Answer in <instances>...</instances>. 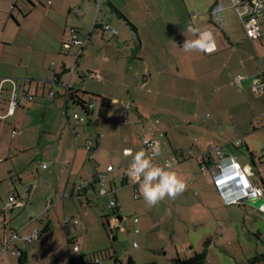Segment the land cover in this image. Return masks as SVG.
<instances>
[{
    "label": "crops",
    "instance_id": "obj_1",
    "mask_svg": "<svg viewBox=\"0 0 264 264\" xmlns=\"http://www.w3.org/2000/svg\"><path fill=\"white\" fill-rule=\"evenodd\" d=\"M194 1L200 2L202 12L194 11L189 5V0H52L51 3L49 0H30L29 3L25 0H0V182L4 180L1 179L3 172L6 176L9 175L11 180L8 182V202L11 194L16 196L13 206L5 208L8 202L3 201L0 194V264H17L13 260L5 261V256L9 254L18 258L20 264L26 263L27 246L36 240L40 244L39 250L44 248L45 235L41 237L42 231L38 223L44 226V234L50 231V215L47 216V221L43 220V217L57 207L59 200L66 205V190L74 173L76 177L73 178L70 196L78 198L82 207H85V201L90 203L98 199L100 202L99 198L107 200V207L111 200L123 206L116 195L115 167L108 170L112 163H107L106 166L103 158L110 153L118 156L120 152L117 127L121 129L120 135L123 134L126 142L131 145L125 146L126 148L135 153L141 147L138 145L141 138L137 139L134 114L131 111L136 110L141 117L147 119L151 118L152 114L146 115V112H150L152 108L139 97L154 95L173 98L176 94L191 90L196 92L197 89L190 86L183 90L180 79L185 78L192 80L196 87L199 82L207 84L208 80H215L214 85L219 92L231 86L232 77L233 83L240 87L238 92L245 96L252 93L253 98L264 110V95H257L252 90L253 78L257 75L264 76V63L260 61L257 53L258 49L264 48V37L248 39L240 20L230 6V0H222L226 4L227 13L233 11V16L228 17L225 30L214 23L210 14L217 0ZM196 12L198 15L193 16ZM95 23L98 25L95 26ZM260 23L264 33L263 17H260ZM101 24L111 25L117 30V34L112 36L103 31ZM189 24L213 32L217 45L214 53H185L181 49L186 35L189 39L195 38L187 32ZM73 35L86 41L84 46L74 45L71 49H63V43L69 41ZM78 52L80 55L76 57ZM262 59L264 60V56ZM73 60L74 63L79 61L78 68L74 70L73 65L70 66ZM199 68L205 69L201 75ZM76 72L79 76L81 73L95 74L92 82H87L86 79L82 81V90L98 97L91 98L92 95H89L92 101L89 103L94 106V111L89 110V118L85 123L71 127L69 123L73 124L72 117L77 112L69 115L68 94L76 92L79 97L82 96L78 89L80 82L75 79ZM238 74L245 76L241 84L234 81ZM51 89L56 90L53 97L49 95ZM14 91L18 93L19 104L14 114L9 115V103ZM28 96L32 99L26 102ZM157 97L154 106L158 104ZM126 101L131 104L128 102L127 119L120 125V102ZM166 101L163 100V109L172 110L171 100L165 104ZM41 105H45L46 110L38 120L34 117V111ZM225 110L224 107L222 112ZM219 114L216 113L211 120L204 123L205 128L199 123L195 124L203 129V136H191L189 144L184 148L175 149L174 155L167 153V156H172V160L177 159L171 168L175 166L173 171L190 186L186 190L194 192L193 187H197L199 194L211 200L214 193L217 196L220 194L211 170H203L202 166L212 167L221 159L216 152L210 155H205L204 152L209 145L221 146L225 154L234 156L242 165L250 167L252 162L250 178L256 186L264 189L260 181L253 177V153L251 152L252 161H246L247 154L233 152L226 134L220 131L222 123L218 120ZM263 114L264 112L260 116L261 119H264ZM79 126L86 131V143L92 144L91 149L86 146L85 149L95 151L88 153L84 147L80 150L75 147L73 162L70 163L72 150L68 145L72 143V136L73 141L79 136ZM87 126H96L94 137H91L92 133L88 134ZM97 128L104 131H97ZM150 138L157 144L153 136ZM242 138V145H247L245 137ZM55 139L56 149H52L50 146H54ZM40 143H44L43 149L40 147L41 154L46 156L43 164L48 163V166L44 168L42 164L44 175L24 184V181L32 178L35 173L29 170L21 172L22 169L17 166L18 160L24 156L31 157L30 147ZM120 144L122 153L121 138ZM234 146L240 147L235 144ZM154 156H157L156 152ZM68 168L70 171L67 173ZM126 173L123 175L118 168L117 177L119 174L124 177L123 185L126 183L125 179H128ZM66 174L68 178L59 197L63 176ZM100 175L105 178L104 185L99 181ZM17 179L21 183L20 187L13 185ZM79 183H84L81 189L78 188ZM1 187L4 186L0 184ZM103 190H106V194H101ZM184 194L185 191L182 195ZM49 195L52 197L49 198ZM129 216L133 220V214ZM124 218H129L126 213L120 220ZM210 221L211 219L208 223ZM68 223L74 228L78 227L76 218L67 220L64 214V224ZM133 223L136 224L134 220ZM200 223L205 224L202 220ZM14 230L19 232V237H12ZM34 230H38L37 238L30 242L25 240ZM204 230V233H207L208 229ZM205 238L212 242L209 235ZM67 245L69 264H73L72 254L78 255L80 245L75 236H67ZM19 251L22 253L19 254ZM23 254L25 258L21 262ZM262 254L264 251L248 257L246 263L251 264L253 257ZM81 261L80 258L78 262ZM261 263H264L263 257L257 264Z\"/></svg>",
    "mask_w": 264,
    "mask_h": 264
},
{
    "label": "rangeland",
    "instance_id": "obj_2",
    "mask_svg": "<svg viewBox=\"0 0 264 264\" xmlns=\"http://www.w3.org/2000/svg\"><path fill=\"white\" fill-rule=\"evenodd\" d=\"M25 1L30 2V0ZM189 2L194 11L202 12L200 10V2L198 3L194 0H189ZM195 14L198 15V12ZM226 16L227 18L233 16V11L228 13L226 11ZM234 17L236 16L234 15ZM257 53L260 61L264 63L262 59L264 48L258 49ZM73 63L74 60L71 61L70 66L73 65L74 70V68H78L79 61ZM198 70L200 75L203 70L205 71L204 68H199ZM95 77V74L92 73H86L85 75L81 73L80 76L77 72L75 73V79L78 83L80 82L78 89L85 99L82 96L80 98H83L86 104L92 102L90 99L93 96L96 98L98 96L84 93L82 90L84 83L82 81L86 79L87 82H92ZM185 79H180L183 90L185 88L188 89L190 86V88L195 87L197 89L196 92L191 90L183 94H176L173 96L174 99L168 96L157 97L154 95L139 97L143 103L151 106L152 109H150V112L147 111L146 115L151 113L152 117L144 119L136 110L131 111L134 114L133 119L136 125L134 127L137 139L141 138L140 144H138L141 147L137 151H145L154 164L162 166L168 160H172V156H167V153L174 155L175 149L184 148L189 144L191 136L197 135L199 138L204 135L203 129L195 124L199 123L205 128L203 124L211 120L216 113H220L218 120L222 123L221 133L226 134V139L232 144L231 148L235 154L238 152L247 154L246 161H252L251 154L253 153L255 163L252 168L253 177L256 180L258 179L264 186V119L260 118L264 110L261 108V104L253 98L252 93L247 96L239 93L240 87L233 83L232 77L230 78L231 86L229 85L219 91L220 93L216 91L215 80L212 82L208 80L207 84H200L199 82L196 87L192 80ZM89 95H92V97L90 96L91 98H89ZM156 97L158 98V104L154 106L157 100ZM45 98L48 99V97ZM169 99L173 105H170L171 107L166 105V107L169 106L172 110L163 109V100H168L165 102L167 104L170 101ZM134 101L133 98V104ZM136 101L139 102V100ZM69 103V115L74 112H77L80 116L86 114L81 105L74 104L72 101H69ZM223 106L226 110L222 112ZM45 107V105H41L34 111L36 119L40 118L41 113L45 112ZM113 109L114 107H112ZM217 126L219 125L217 124ZM87 127L89 128L88 134L92 133L91 137H94L96 126ZM208 129L213 130V128ZM101 130L104 131L101 128H97V131ZM68 131L72 136L69 127ZM120 131L121 129L117 127L121 152L120 138L122 139L123 147H131V145L126 142L123 134L122 136L120 135ZM85 132L83 127L79 126V136L75 138V141H73L72 136V143L68 145L70 150H72L70 163L73 162L75 147L79 150L84 147V150H86ZM152 132L156 134L152 135ZM152 136L157 140L159 148L157 156H154L150 149L143 146V140L151 139L150 137ZM237 137H245L248 147L246 144L240 147L234 146L233 142ZM56 144L57 139H55L54 146L50 147L56 149ZM177 144L179 145L177 146ZM26 146L28 147L27 144ZM40 147L43 149L44 143L30 147L29 153L31 157L24 156L18 160L17 166L18 169H22L20 170L21 172L29 170L35 173L32 178H27L24 184L29 183L30 180L35 179L39 175H44L45 170L41 165L46 161V156L41 154ZM94 151L86 150L88 153ZM120 152L118 156L110 153L103 160H105L106 166L107 163H112L115 167L116 195L129 218L120 220L107 207V200L102 198H99L100 202H98V199L90 203L85 201V207H82L78 198L70 196L73 178L76 177L74 173L66 190V205L59 200L57 207L43 217V220L47 221V216L50 215L52 223L50 231L44 234V226H42V223H38L42 231L41 237L45 235L43 239L44 248L39 250L40 244L37 242L38 240L28 244V261L24 264H69L67 236H75L80 245L78 255L77 253L72 254L74 258L73 264H92L93 259L97 256L102 258V264H172L174 258H188L195 251L200 252L206 248L208 250L206 264H247L246 259L248 257L264 251V211L246 202L225 204L222 197L220 198L221 195L217 196L216 193H214L211 200H207L199 194L197 187L193 186L191 187H193L192 191L194 192H190V189H187L184 195L181 194L176 199H164L158 205L149 207L140 192L135 193V187L132 186L133 184H131L132 182H130L129 178L125 179V185H120L119 175L117 177L118 168L124 175L132 160L130 156L122 158V153ZM7 163L10 165L9 160ZM45 164L48 165V163ZM174 168L175 166L171 170H174ZM69 171L70 168L67 169V173ZM63 178V187L59 192V197L63 193L68 174L63 176ZM1 179H4L3 182H0L4 187L0 188V194L3 197V201L7 203L8 182H10L11 177L9 175L6 176L3 172ZM261 179L263 182H261ZM13 185L20 187L21 183L17 179ZM187 188H190V186H187ZM217 191L219 192L218 189ZM134 213H137L139 217V222L136 224L133 223L132 218L129 216ZM64 214L67 220H71L72 217L76 218L78 227L74 228L71 223L65 225ZM210 219L211 221L208 223ZM200 220L205 224H201ZM136 228L140 230L139 233L134 232ZM204 229H208L207 233H204ZM0 231H2V225H0ZM207 235L212 239V242L208 245H206L205 238ZM135 242H137L136 246ZM80 258L82 261L78 262ZM5 259L7 262L8 260H13L20 264L18 258L10 254L6 255Z\"/></svg>",
    "mask_w": 264,
    "mask_h": 264
},
{
    "label": "built area",
    "instance_id": "obj_3",
    "mask_svg": "<svg viewBox=\"0 0 264 264\" xmlns=\"http://www.w3.org/2000/svg\"><path fill=\"white\" fill-rule=\"evenodd\" d=\"M51 1L52 0H49L50 3ZM230 6L234 9L238 19L240 20L248 39L254 40L256 38H260L263 36V29L260 23V17H263L264 19V0H230ZM226 9H227L226 4L222 0H217L210 10V14L212 16L214 23L222 30H225L228 26ZM196 15L197 14L193 16ZM94 25L96 26L98 25V23L97 24L95 23ZM100 28L103 31L108 32L112 36H115L117 34V30L109 24H101ZM85 43L86 41L80 40L76 35H73V37L69 41L63 43V49L65 50L71 49L72 46L74 45H78L82 47L84 46ZM79 55L80 52H78L76 57H78ZM244 77L245 76L243 74H238L234 79L235 83L241 84ZM252 90L257 95H264L263 75H257L253 78ZM55 94H56V90L51 89L49 91V95L51 97H53ZM30 99H32V97L28 96L26 98V102H28ZM18 104H19L18 93L14 91L9 103L10 105L8 110L9 115L14 114ZM86 105L89 108V110L94 111L93 108L94 106L91 103H87ZM128 108H129L128 102L121 103L120 118H119L120 125L125 123L127 119ZM72 118H73V124H70L71 127H73V125H79L85 122V117L80 116L78 113H74ZM243 142L244 139L242 137H239L236 140H234V144L237 146L242 145ZM143 145L146 148L150 149L152 151V154L155 155V152L153 151V146L157 145L156 141H154L153 139H147L146 142L145 139L143 140ZM86 147L90 149L92 147V144L89 142L86 144ZM125 149L126 147H122V157H125L123 154ZM213 152H216L220 156L221 160L212 167L208 165H203L202 169L211 170L216 187L219 190V193L225 203L233 204V203L245 202L246 199H255L264 196V189L260 186H256L253 183L252 179L250 178L251 166L250 167L244 166L234 156L225 154L221 146H208L204 154L210 155ZM176 162L177 159H173L167 162V164L171 166ZM47 166H48L47 164H43L44 168H46ZM113 169H114L113 165L108 166V170H113ZM99 181L102 183V185H104L105 184L104 176L100 175ZM123 181H124V177H122V175L119 174L120 185L123 184ZM83 184L84 183L80 184L78 188L81 189L83 187ZM132 184L135 187V193L137 194L139 192V184L136 183H132ZM101 194H106V190H103ZM51 197L52 195H49V198ZM15 201H16V196L14 194H11V196L9 197V202L7 203L5 208H11L15 203ZM108 207L110 209H115L120 216L125 215L124 209L115 200L109 201ZM132 217L134 221L137 220L139 221V217L137 213H134ZM135 233H138L137 229L135 230ZM37 236H38V230H34V232L31 235L25 238V240L30 242L33 239L37 238ZM12 237L13 238L19 237V232L17 230H14ZM134 244L136 246L137 242H135ZM18 253L21 254L20 251ZM92 264H102V258L100 256L95 257L92 261Z\"/></svg>",
    "mask_w": 264,
    "mask_h": 264
},
{
    "label": "clouds",
    "instance_id": "obj_4",
    "mask_svg": "<svg viewBox=\"0 0 264 264\" xmlns=\"http://www.w3.org/2000/svg\"><path fill=\"white\" fill-rule=\"evenodd\" d=\"M187 32L195 38L189 39L185 34L187 38L182 48L180 47L185 53L200 52L210 55L217 50L212 31L189 24ZM153 151L159 154L158 144L153 146ZM123 154L125 157H132L126 174L130 182L139 184V192L149 207L158 205L164 199H176L186 190L187 182L171 170L167 163L162 166L154 164L143 150L133 153L132 149L126 148ZM261 211H264V208Z\"/></svg>",
    "mask_w": 264,
    "mask_h": 264
},
{
    "label": "trees",
    "instance_id": "obj_5",
    "mask_svg": "<svg viewBox=\"0 0 264 264\" xmlns=\"http://www.w3.org/2000/svg\"><path fill=\"white\" fill-rule=\"evenodd\" d=\"M264 37V33H263V36L260 37V38H256V39H261ZM255 40V39H254ZM68 99L69 101H72L74 104H77V105H81L82 108L84 109V111L86 112L85 114V122L87 121V119L89 118V115H88V112H89V108L87 107L86 103L84 102V100L82 98H80L76 92H69L68 94ZM88 117H87V116ZM83 122V123H85ZM87 144V143H86ZM87 148V147H86ZM92 148V147H91ZM90 148V149H91ZM124 184V182H123ZM122 184V185H123ZM113 211V213L115 215H117V217L120 219L121 216L116 212L115 209H111ZM138 229V228H136ZM135 229V230H136ZM140 231V230H139ZM138 231V232H139ZM210 244V241L209 239L206 240V245ZM207 248L206 249H203L202 251L200 252H196L188 257V258H180V257H177V258H174L172 260V264H206V256H207ZM22 253V252H21ZM25 254H23V256L20 258L21 262H23V258ZM263 257L264 258V254H262L261 256H255L253 257L252 261H251V264H257L258 262H260V258Z\"/></svg>",
    "mask_w": 264,
    "mask_h": 264
},
{
    "label": "water",
    "instance_id": "obj_6",
    "mask_svg": "<svg viewBox=\"0 0 264 264\" xmlns=\"http://www.w3.org/2000/svg\"><path fill=\"white\" fill-rule=\"evenodd\" d=\"M251 166H252V162H250ZM247 204L252 205L253 207L261 210L262 208H264V196L262 197H258L255 199H246L245 201Z\"/></svg>",
    "mask_w": 264,
    "mask_h": 264
}]
</instances>
